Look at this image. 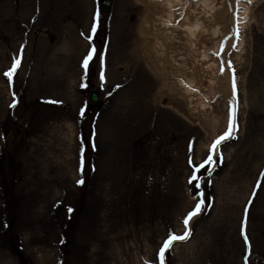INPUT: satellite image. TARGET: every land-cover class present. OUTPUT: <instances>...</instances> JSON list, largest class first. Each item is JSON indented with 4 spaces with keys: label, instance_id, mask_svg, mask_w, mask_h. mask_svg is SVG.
Returning a JSON list of instances; mask_svg holds the SVG:
<instances>
[{
    "label": "rangeland",
    "instance_id": "rangeland-1",
    "mask_svg": "<svg viewBox=\"0 0 264 264\" xmlns=\"http://www.w3.org/2000/svg\"><path fill=\"white\" fill-rule=\"evenodd\" d=\"M103 1L0 0V264H161L189 230L163 264H264V0L200 48L208 91L181 40L152 46L160 11Z\"/></svg>",
    "mask_w": 264,
    "mask_h": 264
},
{
    "label": "bare ground",
    "instance_id": "bare-ground-1",
    "mask_svg": "<svg viewBox=\"0 0 264 264\" xmlns=\"http://www.w3.org/2000/svg\"><path fill=\"white\" fill-rule=\"evenodd\" d=\"M146 1L147 7H150L151 11H160L156 13H161L158 18H153L152 20L153 23L151 25V33L154 38L152 46L157 49V45H163V40L160 39L159 34L163 36L164 40H181V42L186 46V50L183 49V53L186 55L184 54L185 56L181 57L182 60L180 62L183 66L187 67V69L190 68V73L188 77V74L180 70V74L183 73L186 76L188 85L195 87L197 86V79L195 78L194 71L197 69L199 72L197 73L198 77L201 78L204 74L208 76L209 82L205 86L207 91L210 89L212 90L213 86L219 83V79L218 77L214 78L210 76L213 69H215L214 65L211 63L212 61L210 62L206 56L199 59L198 55L202 52L200 48L205 46L210 47V45L214 43L215 50H218L220 45L223 43V46L221 45V49H226L230 45L231 35H227L226 37L224 36L221 44L220 41L217 42L215 36L219 37L221 33L220 31L223 27L232 31L236 22L246 21L249 12V6L246 3H251L254 0H250V2L249 0L241 2H238L239 0H197L194 1L193 4H195V7L192 9L188 7L186 9H184L185 7L179 9L181 4H184L182 0ZM185 2L189 3V0H186ZM200 3L202 4V8L201 10H197V4ZM237 8H239V10H236ZM236 11H239L238 17L240 16L241 19L235 20ZM163 15L165 17H163ZM177 21L179 22L175 25ZM156 22L160 25L159 28L156 27ZM155 51L159 52V50ZM176 60H178V64H180L179 59H175V61ZM204 65L205 67H203ZM222 77H224L226 81L225 87L230 90V71L228 69H226V71H222ZM184 91L189 96L190 102L195 100V103L202 105L203 109H205L206 105H209V103L205 104V100L200 97L201 93L193 92L189 88H184ZM194 93L198 95L195 98Z\"/></svg>",
    "mask_w": 264,
    "mask_h": 264
},
{
    "label": "snow or ice",
    "instance_id": "snow-or-ice-1",
    "mask_svg": "<svg viewBox=\"0 0 264 264\" xmlns=\"http://www.w3.org/2000/svg\"><path fill=\"white\" fill-rule=\"evenodd\" d=\"M250 2V0H249ZM94 51V50H93ZM92 56H91V53L84 59V62H83V66L85 68H87L88 66V62L89 60H91ZM19 63L20 61L19 60H16L15 61V64L13 65L12 69L9 71V72H6L4 73V75L6 76H9L11 77L15 71H16V68L19 66ZM235 87V85H234ZM49 102H52V103H55V101H49ZM14 106V105H13ZM235 107H233V109L231 110V118H230V122H229V125H228V128L227 130L225 131V133L223 135H221L212 145V149L213 151L215 152L218 148V146L225 140V139H229V138H233V133L237 130V127H236V124H235ZM208 163H211L212 162V158L211 156L208 157ZM192 179H196L195 176L192 177ZM79 183H83V180H80ZM199 211H201V205L200 204H197L196 205V210L189 213L187 218L183 221L185 227L187 228V225L189 223V221L194 217L196 216ZM245 223H246V220H245ZM191 235V232L190 230L189 231H185L183 235H175V234H171L169 235L168 239L166 240V242L164 243V246L163 248H161L160 250V259H161V264H163V257H164V252L169 249L171 247V245L173 244L174 241H177V240H186L189 238V236ZM245 239L247 240V237L245 235Z\"/></svg>",
    "mask_w": 264,
    "mask_h": 264
},
{
    "label": "water",
    "instance_id": "water-1",
    "mask_svg": "<svg viewBox=\"0 0 264 264\" xmlns=\"http://www.w3.org/2000/svg\"><path fill=\"white\" fill-rule=\"evenodd\" d=\"M108 4H109V0H104L102 5H101L102 9H107L108 8ZM97 99H98L97 91L92 90L90 92V100L92 102H95V101H97ZM65 241L68 242L67 240H65Z\"/></svg>",
    "mask_w": 264,
    "mask_h": 264
}]
</instances>
